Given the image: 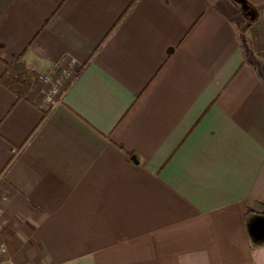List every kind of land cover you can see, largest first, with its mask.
<instances>
[{
	"label": "crops",
	"instance_id": "0c3cea01",
	"mask_svg": "<svg viewBox=\"0 0 264 264\" xmlns=\"http://www.w3.org/2000/svg\"><path fill=\"white\" fill-rule=\"evenodd\" d=\"M247 3L244 61L230 0H0V58L64 86L49 106V83L0 84V264H264V0Z\"/></svg>",
	"mask_w": 264,
	"mask_h": 264
},
{
	"label": "trees",
	"instance_id": "16d2710c",
	"mask_svg": "<svg viewBox=\"0 0 264 264\" xmlns=\"http://www.w3.org/2000/svg\"><path fill=\"white\" fill-rule=\"evenodd\" d=\"M238 11V16L242 19V23L239 28V44L242 50L244 61L251 55L250 44L252 43L247 36V28L254 22V17L245 12L249 9L247 6V0H230ZM249 5V4H248ZM122 18H120L121 20ZM4 69L0 75V84L10 91L17 100H25L32 87V81L34 79V73L31 72L30 67L26 64L23 56L18 57L14 61H6L0 58ZM250 215V211H246V217ZM264 215V213L259 214ZM253 245L264 244L262 241L252 240Z\"/></svg>",
	"mask_w": 264,
	"mask_h": 264
},
{
	"label": "built area",
	"instance_id": "2783aa9c",
	"mask_svg": "<svg viewBox=\"0 0 264 264\" xmlns=\"http://www.w3.org/2000/svg\"><path fill=\"white\" fill-rule=\"evenodd\" d=\"M74 69L68 70V72L63 73V78L64 76L72 79L73 77L76 76L75 72L73 71ZM55 70L53 71H48L45 73H39V74H34V80L37 79L38 81H42L45 83H49V90L45 95L44 102L49 105L53 106L56 104V102L60 99L64 86H62V81L59 79H54L55 77ZM33 84V82H32ZM62 86V87H61ZM5 253V247L4 245H0V256H3ZM5 264H12L11 262H6Z\"/></svg>",
	"mask_w": 264,
	"mask_h": 264
}]
</instances>
